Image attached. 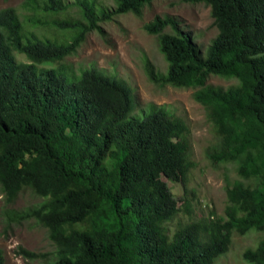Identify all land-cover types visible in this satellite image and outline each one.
I'll return each instance as SVG.
<instances>
[{
	"label": "trees",
	"instance_id": "16d2710c",
	"mask_svg": "<svg viewBox=\"0 0 264 264\" xmlns=\"http://www.w3.org/2000/svg\"><path fill=\"white\" fill-rule=\"evenodd\" d=\"M111 1L22 0L30 25L52 26V37L25 29L13 7L0 8L3 227H43L50 256L17 251L52 257L47 264H213L234 232H264V0H187L206 4L217 30L205 54L174 17L155 15L143 25L166 61L159 72L143 59L148 80L194 89L218 140L209 160L234 164L241 179L225 184L221 216L202 218L186 189L195 162L185 120L153 103L135 112L122 79L92 65L76 72L64 60L87 33L102 32L101 22L141 16L153 0ZM69 7L77 17L63 18ZM210 75L237 82L206 83ZM24 192L37 201L11 208ZM242 258L264 264V237Z\"/></svg>",
	"mask_w": 264,
	"mask_h": 264
},
{
	"label": "rangeland",
	"instance_id": "374dc122",
	"mask_svg": "<svg viewBox=\"0 0 264 264\" xmlns=\"http://www.w3.org/2000/svg\"><path fill=\"white\" fill-rule=\"evenodd\" d=\"M71 1V0H65ZM111 4V0H97ZM13 7L20 16L25 29L52 37L55 35L53 27L47 24L30 25L27 19L29 9H24L22 0H0V8ZM39 15V14H38ZM155 15L174 17L180 27L191 33L202 54H205L207 45L216 34L212 23L209 7L202 2L187 0H153L143 8L141 16L133 13L119 14L112 20L100 23L102 32L95 30L87 33L85 39L76 52L64 60L76 72L89 66L96 67L106 75H113L122 79L131 89L137 103L135 112L142 109L147 103L165 105L174 114L185 120L188 128L190 155L195 162L186 189L193 198V212L197 218L210 216V211L221 216L226 203L224 186L241 180L235 173V165H215L207 156L208 149L217 143L211 126L206 119L205 110L192 97L194 89L177 88L169 85L159 86L148 80L144 69L143 59L150 61L155 69L164 72L166 61L158 49L154 35L145 32L143 25ZM63 18H75L78 15L74 7H69ZM17 59L23 57L17 55ZM237 81L233 76L210 75L206 83L226 87ZM175 196L184 195L182 187L167 181ZM37 201L27 192L15 199L11 208L20 209L23 206ZM179 207L181 202H178ZM3 198L0 193V250L4 264H47L52 261L53 246L50 243L46 230L33 221L11 224L4 229L2 222ZM182 212L176 218H180ZM172 226V225H171ZM173 227V226H172ZM264 237V232L250 230L244 235L236 232L232 234L228 250L217 257L213 264H248L242 258L246 248H253ZM21 247L36 254H49L48 258L38 256L28 258L18 252Z\"/></svg>",
	"mask_w": 264,
	"mask_h": 264
}]
</instances>
